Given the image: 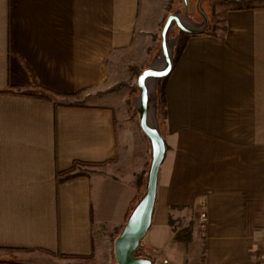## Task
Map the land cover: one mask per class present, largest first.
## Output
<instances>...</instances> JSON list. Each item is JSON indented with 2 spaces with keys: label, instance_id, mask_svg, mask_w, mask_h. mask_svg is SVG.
<instances>
[{
  "label": "crops",
  "instance_id": "0c3cea01",
  "mask_svg": "<svg viewBox=\"0 0 264 264\" xmlns=\"http://www.w3.org/2000/svg\"><path fill=\"white\" fill-rule=\"evenodd\" d=\"M261 1L228 5L215 31L179 36L173 68L163 77L167 151L150 229L159 228L155 235L162 232L180 262L200 234L198 264H261ZM143 13L141 0H0V92L22 91L0 93V264L89 260L109 241L113 253L117 230L141 194L135 180L142 168L135 156L127 159L126 144L120 147L114 94L94 102L79 97L110 88L124 56L146 53L155 31ZM75 162L86 163L85 174L66 177ZM121 166L133 170L129 181L115 175ZM96 178L103 199L131 185L119 226L103 224L102 203L95 207L93 200ZM188 227L185 245L176 231ZM154 242L137 254L149 255L144 250Z\"/></svg>",
  "mask_w": 264,
  "mask_h": 264
},
{
  "label": "rangeland",
  "instance_id": "374dc122",
  "mask_svg": "<svg viewBox=\"0 0 264 264\" xmlns=\"http://www.w3.org/2000/svg\"><path fill=\"white\" fill-rule=\"evenodd\" d=\"M196 1L197 0H191V6L189 9V13L191 16L193 15L200 16L196 8ZM176 3L177 0H141V9L144 12L143 17L144 16L145 18L147 17L148 27L150 29L151 28L153 29L154 27L153 31H155V34H153L152 37V42L147 44L148 50L146 51L145 54H142L143 52L142 53L139 52L137 54H134V56L133 57L131 56L130 58L127 55L124 56L120 60V63L115 68L116 70L115 72L117 73L113 75L112 86L110 88H108L105 91L93 89L87 91L86 94L81 95L79 97L83 101L94 102L100 99L101 93L109 92L111 94L112 93L114 94L111 99V102L114 106L117 115H120L119 113H121V117L119 120L122 119V121H120L118 124L120 147L126 144L128 148V152H126L127 159L129 158L131 159L133 156H135L136 160L139 161L142 170L146 168V164H144V162H146V159L148 158L147 148L149 151V146L146 136L143 134V132L139 127L137 115L136 117L133 115L132 112L133 108L131 109L130 107L129 98H131L132 95H134L137 92L136 81L138 74L142 71L143 68H145L143 67V65L146 63L148 64L150 63L151 60L148 59L150 53L153 54L155 46L157 44H160V32L165 19L159 20V18L157 17L158 16L160 17V15L162 14L164 16L165 15L167 16L170 12L174 11L176 8H183L182 3L181 4L180 3L176 4ZM245 4H247L246 0H204L202 5L210 17V24L205 32H211L218 29L219 25H221L219 19H223L224 10L228 5H245ZM176 32H179L177 28H175L173 35H175ZM186 35L187 34L184 32L179 33V36L181 37H185ZM151 57L153 56L150 55V58ZM164 78H161L159 80L158 94L159 93L161 94ZM116 85H119V87H116ZM159 113H160L159 119H160L161 129L163 130L162 132L165 133L163 128L164 116L161 110L159 111ZM164 165L162 166V168L164 167ZM132 172L133 170H131V168H129L128 166H121L120 168L116 169L115 175L119 176V178L123 177V179L128 180L132 177ZM93 186L95 188L94 189L95 194L93 199L95 202V207L99 205L101 207V203H102V211H100V217L102 218L103 216V218H106L105 220H107V222H103V224L106 225L107 229H110V227L113 226L114 224H117L119 226L120 220H122V217L124 215L123 210L125 209L129 201L128 199L129 193L132 191V188L130 187L131 185L127 183H123L120 188L121 193L120 191H118L116 196H112L111 193H109L104 199L103 196L100 195L101 182H98L97 178L93 181ZM126 189H129V191H126ZM105 192L108 193L109 191L106 190ZM113 205H115V207H112ZM98 223L99 222H97V225H99ZM158 229L159 228L157 227L156 229L155 228L149 229L148 233L146 234L143 240L144 245H148V243L151 242L152 239H154L155 242L152 243L153 245L148 246L147 249L144 251L155 258V264H198L199 263L202 257V249H203V239L200 234H197V237L192 239V241L189 243L187 249V258L185 262L182 261L180 262L179 259L171 253V248H172L171 244L164 243V236L162 232L159 233V236L155 235V230ZM154 236L156 239L154 238ZM111 248L112 246L109 241V244L107 246L100 247L97 254H95L94 258L87 260L77 257H68V258H64V260L60 259L58 263L52 262V264H116L114 254L112 253ZM44 264H49V263H44Z\"/></svg>",
  "mask_w": 264,
  "mask_h": 264
},
{
  "label": "water",
  "instance_id": "95a60500",
  "mask_svg": "<svg viewBox=\"0 0 264 264\" xmlns=\"http://www.w3.org/2000/svg\"><path fill=\"white\" fill-rule=\"evenodd\" d=\"M196 1V8L202 18L196 21L190 15V0H182L183 8L170 12L160 32V44L150 63L137 77V92L131 97V106L137 115L141 131L149 146V165L144 189L134 202L118 235L113 241L116 264H154L153 256L137 254L144 247L143 240L152 226L156 209L159 172L164 161L167 145L159 119L158 83L170 74L175 57L179 33L200 34L206 31L210 17L202 3ZM177 28L179 32L173 35Z\"/></svg>",
  "mask_w": 264,
  "mask_h": 264
},
{
  "label": "trees",
  "instance_id": "16d2710c",
  "mask_svg": "<svg viewBox=\"0 0 264 264\" xmlns=\"http://www.w3.org/2000/svg\"><path fill=\"white\" fill-rule=\"evenodd\" d=\"M246 3L247 4H245V5H240L239 8H243V7L246 8V7L258 6V5H261L262 1L261 0H246ZM116 87H119V85H116ZM135 89H136V87H135ZM0 93H3V94H22V91H21L20 88L11 87V88H9L7 90L1 91ZM129 104H130V107L132 109V106H131V98H129ZM132 112H133V115L136 117V113L133 111V109H132ZM163 116L165 118V114H163ZM147 154H148V158L146 159V162H145L146 168L143 169L142 171L137 172V174H136L135 184H136V186L138 188V194H137V196L144 189L145 174H146L147 166L149 164V159H150L149 158L148 148H147ZM85 166H87L86 163L75 162L72 165V167L70 168V170L68 171V172H70V174L67 173L66 177H68V178L70 177L71 178V177H73L75 175L85 174V172L83 171V168H85ZM174 229L177 230V228H175V227H174ZM118 233H119V229L117 230V234ZM191 237H192V227H190V228L188 227V228H185V229L176 231V239L184 242L185 245L188 244V242L191 239ZM70 256L77 257L76 255H70Z\"/></svg>",
  "mask_w": 264,
  "mask_h": 264
},
{
  "label": "built area",
  "instance_id": "2783aa9c",
  "mask_svg": "<svg viewBox=\"0 0 264 264\" xmlns=\"http://www.w3.org/2000/svg\"><path fill=\"white\" fill-rule=\"evenodd\" d=\"M206 218V214L203 212L200 214V219L204 221ZM260 252H261V264H264V223H263V234L261 235L260 240Z\"/></svg>",
  "mask_w": 264,
  "mask_h": 264
},
{
  "label": "flooded vegetation",
  "instance_id": "af4514ba",
  "mask_svg": "<svg viewBox=\"0 0 264 264\" xmlns=\"http://www.w3.org/2000/svg\"><path fill=\"white\" fill-rule=\"evenodd\" d=\"M178 3H182V0H177V3L176 4H178ZM190 6H191V2H190ZM193 17L195 18V20L196 21H201L202 20V18H201V16H197V15H193Z\"/></svg>",
  "mask_w": 264,
  "mask_h": 264
}]
</instances>
